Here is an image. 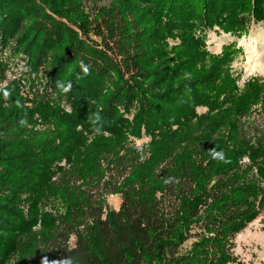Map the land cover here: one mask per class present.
Returning a JSON list of instances; mask_svg holds the SVG:
<instances>
[{
    "label": "trees",
    "instance_id": "16d2710c",
    "mask_svg": "<svg viewBox=\"0 0 264 264\" xmlns=\"http://www.w3.org/2000/svg\"><path fill=\"white\" fill-rule=\"evenodd\" d=\"M100 1L0 0V264H241L264 80L239 89L238 48L205 42L264 23V0Z\"/></svg>",
    "mask_w": 264,
    "mask_h": 264
},
{
    "label": "rangeland",
    "instance_id": "374dc122",
    "mask_svg": "<svg viewBox=\"0 0 264 264\" xmlns=\"http://www.w3.org/2000/svg\"><path fill=\"white\" fill-rule=\"evenodd\" d=\"M110 0H102L99 4L108 3ZM263 27L264 23L251 24L248 31L240 37H236L231 33H226L217 28L208 30L206 33V49L211 53L217 54L222 51L224 45L231 44L238 48L236 56L230 63V71L237 76V85L242 88L244 82L253 76L262 77L264 80V74L257 71L247 72L246 62L248 51L246 49L245 40H248L250 35L255 32L258 28ZM176 40L169 39V43H175ZM14 68H8L5 65V77L0 85L6 84L8 79L14 78ZM23 84V83H22ZM25 89L29 92L28 86L25 85ZM28 95V94H27ZM205 107H198L199 112L205 111ZM257 110L252 114V118L256 122H263L261 117L257 114ZM40 126L39 124L37 127ZM149 141V137L145 134L139 137H129V143L136 147H143ZM107 203L113 209H117L120 203L119 194H110L107 196ZM264 216V212L260 214L256 219L249 222L247 226L239 232L234 238V247L232 252L236 256L237 260L241 264H264V231L262 230L261 218ZM190 242L187 241L185 244L188 245Z\"/></svg>",
    "mask_w": 264,
    "mask_h": 264
},
{
    "label": "bare ground",
    "instance_id": "6f19581e",
    "mask_svg": "<svg viewBox=\"0 0 264 264\" xmlns=\"http://www.w3.org/2000/svg\"><path fill=\"white\" fill-rule=\"evenodd\" d=\"M248 51L246 71L264 74V28L260 27L245 40Z\"/></svg>",
    "mask_w": 264,
    "mask_h": 264
},
{
    "label": "built area",
    "instance_id": "2783aa9c",
    "mask_svg": "<svg viewBox=\"0 0 264 264\" xmlns=\"http://www.w3.org/2000/svg\"><path fill=\"white\" fill-rule=\"evenodd\" d=\"M15 77V76H14ZM64 109L66 110V111H70V109H69V106H66V105H64ZM247 161V158L246 157H244L243 159H242V162H246Z\"/></svg>",
    "mask_w": 264,
    "mask_h": 264
},
{
    "label": "clouds",
    "instance_id": "9594fccd",
    "mask_svg": "<svg viewBox=\"0 0 264 264\" xmlns=\"http://www.w3.org/2000/svg\"><path fill=\"white\" fill-rule=\"evenodd\" d=\"M53 264H55V262H53Z\"/></svg>",
    "mask_w": 264,
    "mask_h": 264
},
{
    "label": "crops",
    "instance_id": "0c3cea01",
    "mask_svg": "<svg viewBox=\"0 0 264 264\" xmlns=\"http://www.w3.org/2000/svg\"><path fill=\"white\" fill-rule=\"evenodd\" d=\"M121 199V198H120Z\"/></svg>",
    "mask_w": 264,
    "mask_h": 264
}]
</instances>
